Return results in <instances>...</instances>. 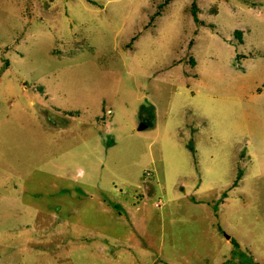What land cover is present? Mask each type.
I'll use <instances>...</instances> for the list:
<instances>
[{
  "label": "rangeland",
  "instance_id": "374dc122",
  "mask_svg": "<svg viewBox=\"0 0 264 264\" xmlns=\"http://www.w3.org/2000/svg\"><path fill=\"white\" fill-rule=\"evenodd\" d=\"M226 262L264 264V0H0V264Z\"/></svg>",
  "mask_w": 264,
  "mask_h": 264
},
{
  "label": "trees",
  "instance_id": "16d2710c",
  "mask_svg": "<svg viewBox=\"0 0 264 264\" xmlns=\"http://www.w3.org/2000/svg\"><path fill=\"white\" fill-rule=\"evenodd\" d=\"M167 2H168V1H167ZM167 2H166V3H167ZM195 12H196V7H195V9H194V13H195ZM234 35L238 38L239 41H242V42H243V39H242V36H241V35H242L241 31L236 30ZM192 61H194V60H193V58L191 57V58H190V62L192 63ZM152 110H153V108H150V111H152ZM75 114H79V112H71V113H70V115H72V116H74ZM152 115L154 116V114H152ZM104 124H105V123H104ZM237 181H238V180L235 181L234 186H237ZM236 244H237V243H236ZM223 264H224V263H223ZM225 264H229V262H226Z\"/></svg>",
  "mask_w": 264,
  "mask_h": 264
}]
</instances>
